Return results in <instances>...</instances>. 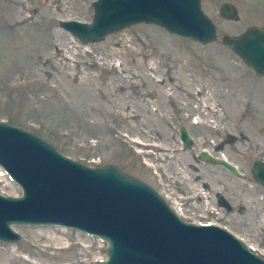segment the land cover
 Wrapping results in <instances>:
<instances>
[{
	"label": "rangeland",
	"instance_id": "1",
	"mask_svg": "<svg viewBox=\"0 0 264 264\" xmlns=\"http://www.w3.org/2000/svg\"><path fill=\"white\" fill-rule=\"evenodd\" d=\"M94 1L0 0V121L84 164L116 165L170 204L179 201L191 217L184 221H216L264 258V187L250 169L264 159V75L222 41L264 30V0H202L218 33L208 44L147 23L94 42L60 27L61 20L90 22ZM224 1L238 8L236 20L222 16ZM182 126L194 138L190 149L182 147ZM203 148L224 154L242 176L198 160ZM0 193H23L1 166ZM14 229L22 237L0 240V264L107 259L108 243L84 231Z\"/></svg>",
	"mask_w": 264,
	"mask_h": 264
},
{
	"label": "water",
	"instance_id": "2",
	"mask_svg": "<svg viewBox=\"0 0 264 264\" xmlns=\"http://www.w3.org/2000/svg\"><path fill=\"white\" fill-rule=\"evenodd\" d=\"M93 7L91 22L61 20L60 27L83 42L139 23L159 25L202 44L218 37L202 0H95ZM220 12L230 20L239 16L236 5L226 1ZM222 41L264 75V30L224 34ZM180 138L185 149L192 147L186 127L180 129ZM198 159L241 176L226 157L201 150ZM0 166L23 191L21 196L0 193L1 241L21 239L14 225L55 224L105 240L107 259L99 264H264V258L230 230L184 221L147 182L113 164L77 161L43 137L5 121H0ZM251 171L264 186V161L255 160Z\"/></svg>",
	"mask_w": 264,
	"mask_h": 264
},
{
	"label": "flooded vegetation",
	"instance_id": "3",
	"mask_svg": "<svg viewBox=\"0 0 264 264\" xmlns=\"http://www.w3.org/2000/svg\"><path fill=\"white\" fill-rule=\"evenodd\" d=\"M196 119H197V118L194 119L195 122H197ZM182 127H185V126H182ZM182 127H181V128H182ZM181 128H180V129H181ZM186 128H187V127H186ZM188 131H189V130H188ZM189 133H190V132H189ZM180 139H181V138H180ZM193 140H194V138H193ZM221 141H222V140H221ZM221 141H220V142H221ZM181 142H182V140H181ZM220 142H219V143H216V145H215L216 147H215V148H217V149L220 148L221 145H219V144H222V143H220ZM193 145H194V141H193ZM193 145H192V147H193ZM182 147L184 148V146H183V142H182ZM184 149H185V148H184ZM203 149H205V148H203ZM206 150H207V148H206ZM199 152H200V151H199ZM199 152H198V154H199ZM210 153H211V152H210ZM198 154H197V156H198ZM211 154H212V153H211ZM198 160H199V159H198ZM255 160H257V159H255ZM255 160H254V161H255ZM260 160L264 161V159H260ZM200 161H201V160H200ZM254 161H253V162H254ZM202 162H204V161H202ZM253 162L250 164V169H251V167H252ZM210 164H214V163H210ZM214 165H218V164H214ZM219 166H221V165H219ZM222 167H224V166H222ZM224 168H225V167H224ZM226 169H227V168H226ZM227 170H228V169H227ZM228 171H229V170H228ZM251 173H252V171H251ZM233 174H234V173H233ZM234 175H235V174H234ZM235 176H236V175H235ZM241 176H242V175H241ZM241 176H238V177H241ZM257 183H258V182H257ZM260 185H261V184H260ZM263 187H264V186H263ZM220 196H221V195L218 196V200L220 199Z\"/></svg>",
	"mask_w": 264,
	"mask_h": 264
},
{
	"label": "bare ground",
	"instance_id": "4",
	"mask_svg": "<svg viewBox=\"0 0 264 264\" xmlns=\"http://www.w3.org/2000/svg\"><path fill=\"white\" fill-rule=\"evenodd\" d=\"M167 197L169 198V195H167ZM180 206H181V204H180L179 201L173 203L174 209L176 211H178L177 213H179L180 215H182L181 214V208H180ZM90 263H93V261H91ZM53 264H62V263H53ZM65 264H72V263H65Z\"/></svg>",
	"mask_w": 264,
	"mask_h": 264
},
{
	"label": "built area",
	"instance_id": "5",
	"mask_svg": "<svg viewBox=\"0 0 264 264\" xmlns=\"http://www.w3.org/2000/svg\"><path fill=\"white\" fill-rule=\"evenodd\" d=\"M180 208H181V207H180ZM183 209H184V208L182 207V208H181V213H183V214H184V211H185V210H183Z\"/></svg>",
	"mask_w": 264,
	"mask_h": 264
}]
</instances>
